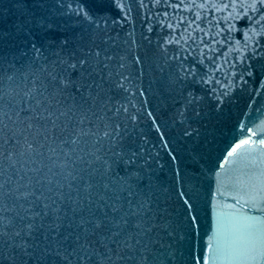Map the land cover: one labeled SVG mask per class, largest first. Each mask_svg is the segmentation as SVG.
Listing matches in <instances>:
<instances>
[{
    "label": "snow or ice",
    "instance_id": "snow-or-ice-1",
    "mask_svg": "<svg viewBox=\"0 0 264 264\" xmlns=\"http://www.w3.org/2000/svg\"><path fill=\"white\" fill-rule=\"evenodd\" d=\"M37 3L40 9L49 7L47 0ZM108 3L117 10L114 17L103 7L93 10L104 0H55L62 11L25 9L16 22L15 32L31 38L33 25L53 28V16L67 10L76 15L72 23L82 27L50 48L32 43L37 68L30 70V84L0 83V264H209L221 258L264 264V122L247 127L239 121L246 134L218 161L223 166L244 154L247 175L241 173L236 195L255 214L242 217L243 241L229 248L209 243L202 256L189 252L184 259L183 230L177 231L163 209L150 207L151 167L137 143L145 137L119 118L121 108L127 113L119 94L138 78L137 66L140 75L145 66L159 70L162 86L176 95L181 120L189 111L198 116L206 98L216 109L232 98L234 93L216 79L225 66L244 83L245 75L264 80V0ZM16 6L22 7V0ZM146 7L163 9L164 18H153L152 11L146 13L149 19L140 17L148 36L155 32L154 42L143 36L137 44L131 32L108 27L109 22H134ZM9 35L0 31V45ZM113 47L121 54L110 51ZM6 63L0 56V68ZM230 82L236 87L234 79ZM147 115L153 117L151 111ZM192 130L188 125L184 135ZM197 175L194 167L176 192L189 229L197 219L189 211L197 193L187 189ZM219 176L217 169L213 197L224 187ZM145 178L148 185L142 184Z\"/></svg>",
    "mask_w": 264,
    "mask_h": 264
},
{
    "label": "water",
    "instance_id": "water-1",
    "mask_svg": "<svg viewBox=\"0 0 264 264\" xmlns=\"http://www.w3.org/2000/svg\"><path fill=\"white\" fill-rule=\"evenodd\" d=\"M47 4L49 7L40 9L37 0H22V7L16 6V0H0V31L10 34L5 37L6 42L0 45V56L7 61L0 68V73L3 74L0 83L5 87L19 85L23 88L25 84H30L32 79L30 70L35 72L37 68L31 59L34 53L29 51L33 42H37L38 47L44 44L50 48L60 39L72 37L81 29V24L72 23L76 19L75 13L63 10V15L53 16L56 24L53 28L41 30L40 27L33 25L30 29L31 38L23 32L18 34L15 32L16 22L18 19H23L21 13L25 9L52 13L62 11L55 4V0H47ZM97 7H103L110 17L117 14V10L108 3V0H104L102 6L93 5V10L95 11ZM147 11L153 12V18L157 15L159 18H164L163 9L158 12L156 9L146 7L140 10L139 15H136L134 10L133 15H136L134 22H118L115 25L109 22L108 27L114 32H131L130 39L134 38L137 44H141L142 37L148 34L143 30L140 17L149 19ZM148 39L154 42L155 32L148 36ZM236 39H240L243 43L242 37L236 36ZM49 41L52 44H49ZM72 43L73 41L70 40L69 45L71 46ZM110 51L116 52L117 55L121 54L115 47ZM136 51L135 47L131 49L132 53ZM47 58L51 59V56ZM228 59L231 64L232 57ZM240 74H244L243 70ZM137 77L132 79L127 92L119 94L120 102L127 107V113L121 108L119 118L128 124L129 129L145 137L143 141L138 140L137 143L143 147V155L148 158L147 163L151 167L150 207L163 209L164 215L171 219L177 231L183 230L184 259H187L189 252L197 257L202 256L203 250L207 249L209 243L224 248L241 243L246 234L242 217L255 214L250 208H245L246 201L236 195L237 182L247 175V169L243 167L244 154L241 152L239 157L232 158L233 162H226L223 166L219 165L218 161L224 159L228 147L236 138L246 134V129L239 127V121H244L247 127L264 122V80L245 75L246 83H244L231 67L225 66L216 79H219L221 84H226L234 93L232 98L220 109L214 108L206 98L198 116H193L189 111L185 114L186 118L181 120L176 116V95L162 86V76L157 68L145 66L143 75H140L137 66ZM233 79L236 87L230 82ZM212 87L216 85L213 84ZM252 89L259 91H250ZM150 111L153 113L151 118L147 115ZM133 114L138 117L135 121L128 119ZM153 123L158 124L159 128L152 127ZM188 125H191L193 130L188 135H184ZM173 156L175 159H172ZM154 161H158V165L154 164ZM194 167L198 170L196 183L187 190L197 193L194 209L189 210L197 219L192 222L189 229L188 218L176 192L183 190L182 178ZM217 169L224 187L216 197H213L211 193L216 192L218 188ZM142 184L148 185V179L145 178ZM210 236L214 239L209 240ZM209 255H212L211 251ZM209 264H236V262L221 258L214 262L210 261Z\"/></svg>",
    "mask_w": 264,
    "mask_h": 264
}]
</instances>
